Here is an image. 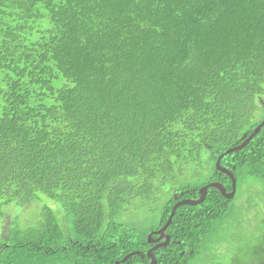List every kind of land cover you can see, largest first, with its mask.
Returning <instances> with one entry per match:
<instances>
[{
  "label": "trees",
  "instance_id": "1",
  "mask_svg": "<svg viewBox=\"0 0 264 264\" xmlns=\"http://www.w3.org/2000/svg\"><path fill=\"white\" fill-rule=\"evenodd\" d=\"M262 120L264 0H0V264H147L123 214L230 190L215 161ZM220 164L264 186V125ZM236 189L178 205L156 264H264Z\"/></svg>",
  "mask_w": 264,
  "mask_h": 264
},
{
  "label": "rangeland",
  "instance_id": "2",
  "mask_svg": "<svg viewBox=\"0 0 264 264\" xmlns=\"http://www.w3.org/2000/svg\"><path fill=\"white\" fill-rule=\"evenodd\" d=\"M188 180L194 183L195 185L198 184V181L200 182L198 177L192 176L188 177ZM237 189H236V196L233 198V204L232 207L235 210H232L231 213L234 215L232 218V223H227L226 228L227 232L232 229V231L236 230L235 228V221L237 219L236 216H238L241 219H244V224L246 229H251V227L254 225L255 221H257L261 216L264 214V186L262 182L253 175H245L237 177ZM229 204V203H228ZM256 207L253 209L250 214H253L254 219H249V211L251 208ZM158 212L159 207L157 206L156 209L153 211H148L146 208L142 206V204H136L134 207H132L131 210H129L127 213L123 214V219L127 220V222L132 223L130 226L135 227L136 231L139 233H142V238L146 237L145 234L143 235V232L148 229L149 227L155 225L158 219ZM23 214H26V216L29 215L30 219L35 218L38 214V208L33 209V212H23ZM21 215V217H25ZM231 215V216H233ZM249 215V216H248ZM236 217V218H235ZM225 225V224H224ZM237 227V225H236ZM222 235V240L219 241L215 240L213 242L212 249L209 251L215 258L218 257H227L229 256V253L231 251V247L233 246V243H226V240H229V236H226L224 233V230H220ZM241 233H245L247 231H239ZM231 233V232H229ZM204 252H207V249L203 250ZM211 259L208 256H201L198 255L195 256L191 260V264H210Z\"/></svg>",
  "mask_w": 264,
  "mask_h": 264
},
{
  "label": "water",
  "instance_id": "3",
  "mask_svg": "<svg viewBox=\"0 0 264 264\" xmlns=\"http://www.w3.org/2000/svg\"><path fill=\"white\" fill-rule=\"evenodd\" d=\"M263 125H264V120H262L261 122H259L254 127V129L252 130V132L250 134H248L241 143H239L237 145H234V146H231V147H228L221 154H219L218 155V158L216 159V162H215L216 168L219 169V170H221V171H223V172H225L231 178V191L229 193H224L223 185H221L219 182H211V183H208L207 185H205V186H203L201 188V192H200L201 196H200V198H198V199H190L189 198V199H184V200H180V201L176 202L173 205L172 209H171L170 216L167 218L165 224L158 231L161 232V230L164 229L168 225V223L170 222V219H171V215H172L175 207H177L178 205L183 204V203L194 204V203L200 202L202 200L203 196H204V193H205V190H206L207 186H214V187L218 188L221 191V193L224 196H226V197H231L234 194V191H235V179H234L232 173L229 170H227L226 168L222 167L219 164V160L221 159V157L223 155L228 154V153H231L232 151H235V150H239L242 147H244L248 143V141L260 130V128ZM147 240H148V242L149 241L150 242L152 241L150 239H147ZM166 243H167V240L165 242H163L162 244H155V245L151 246L149 249H147L146 254H147V256H148V258L150 260L147 264H156V259H155L154 255L152 254V251L155 250V249H157V248H159V247H161L162 245H164ZM115 264H119V262L117 261V262H115Z\"/></svg>",
  "mask_w": 264,
  "mask_h": 264
},
{
  "label": "flooded vegetation",
  "instance_id": "4",
  "mask_svg": "<svg viewBox=\"0 0 264 264\" xmlns=\"http://www.w3.org/2000/svg\"><path fill=\"white\" fill-rule=\"evenodd\" d=\"M174 197L176 198L177 197V195H176V193H174ZM179 200H183L182 198H180V199H178V200H176L175 201V203L176 202H178ZM174 203V204H175ZM173 204V205H174ZM173 207V206H172ZM178 207V206H177ZM177 207H175L174 208V211H175V209L177 208ZM172 209V208H171ZM174 211H173V213H172V215H171V219H172V216H173V214H174ZM170 212H171V210H170ZM170 216V213H169V215H168V217ZM167 217V218H168ZM171 219H170V222H171ZM167 220V219H166ZM166 222V221H165ZM165 222L162 224V225H160L158 228H156V227H153V228H150L149 227V230L147 231V236H146V240L147 239H150V240H152L151 242L149 241L148 243L150 244L149 246H148V248L147 249H149L151 246H153V245H155V244H162L163 242H165L166 240H167V243L166 244H164V245H162L161 247H164V246H167V245H169L170 244V242H172V243H175V241H176V239H173L172 237H171V235H170V231L168 230V227H169V223H168V225L164 228V229H162L161 230V232L160 231H158L164 224H165ZM149 235V236H148ZM148 241V240H147ZM178 241V240H177ZM160 248V247H159ZM169 248H171V247H169ZM184 251L186 252V251H188L189 250V252H190V250L191 249H189L188 248V246L187 245H184ZM149 259V258H148ZM156 259V258H155ZM150 260H148V262H149ZM148 262H146V263H148ZM145 264V263H144Z\"/></svg>",
  "mask_w": 264,
  "mask_h": 264
},
{
  "label": "clouds",
  "instance_id": "5",
  "mask_svg": "<svg viewBox=\"0 0 264 264\" xmlns=\"http://www.w3.org/2000/svg\"><path fill=\"white\" fill-rule=\"evenodd\" d=\"M227 149V148H226ZM222 153V152H221ZM220 153V154H221ZM218 158V157H217ZM216 162V161H215ZM219 164H220V160H219ZM221 165V164H220ZM222 166V165H221ZM216 167V166H215ZM222 167H224V168H226L225 166H222ZM217 169V168H216ZM227 170H229L231 173H232V175H233V177H234V179H235V185H236V177H235V175L233 174V172L230 170V169H228V168H226ZM218 171H220V172H222V173H224L225 175H227L229 178H230V176L228 175V174H226L225 172H223V171H221V170H219V169H217ZM231 179V178H230ZM212 182H218V181H212ZM209 183H211V182H209ZM220 183V182H219ZM208 184V183H207ZM221 184V183H220ZM221 185H223V184H221ZM205 186V185H204ZM203 187V186H202ZM201 187V188H202ZM212 187H214V186H212ZM201 188L199 189V193H198V196L196 197V198H190V199H198V198H200V196H201V194H200V192H201ZM214 188H216V187H214ZM223 188H224V193H229L230 191H231V189L230 190H227L225 187H224V185H223ZM217 190H219L218 188H216ZM219 192H220V194L224 197V198H230V197H226V196H224L222 193H221V191L219 190ZM205 196H206V190H205V193H204V196H203V198H202V200L205 198ZM183 200L184 199H189V198H182ZM201 200V201H202ZM180 201V200H179ZM200 201V202H201ZM155 257V256H154Z\"/></svg>",
  "mask_w": 264,
  "mask_h": 264
}]
</instances>
